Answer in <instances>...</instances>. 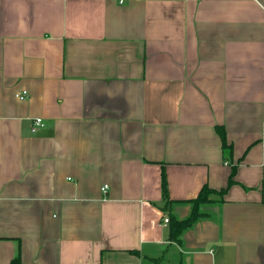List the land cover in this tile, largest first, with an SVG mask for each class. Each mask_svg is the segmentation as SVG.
I'll return each instance as SVG.
<instances>
[{"label":"crops","instance_id":"obj_1","mask_svg":"<svg viewBox=\"0 0 264 264\" xmlns=\"http://www.w3.org/2000/svg\"><path fill=\"white\" fill-rule=\"evenodd\" d=\"M17 257L264 264V0H0V264Z\"/></svg>","mask_w":264,"mask_h":264},{"label":"trees","instance_id":"obj_2","mask_svg":"<svg viewBox=\"0 0 264 264\" xmlns=\"http://www.w3.org/2000/svg\"><path fill=\"white\" fill-rule=\"evenodd\" d=\"M218 133L222 139L223 145L225 150L228 148L226 145V136H225V130L223 127H218ZM163 193L164 198H167V186H166V180L165 177H163ZM216 194V191L210 189L208 186H204L198 197L196 199H193L189 201V203L192 205V211L189 217L182 220L172 219L171 225H170V238L171 241L178 242L180 240V236L182 233L191 228L193 224L201 217H203V213L201 212V207L203 205H206L208 203H212L214 200L212 199V196ZM9 264H22V261L20 257L15 258L12 260Z\"/></svg>","mask_w":264,"mask_h":264},{"label":"built area","instance_id":"obj_3","mask_svg":"<svg viewBox=\"0 0 264 264\" xmlns=\"http://www.w3.org/2000/svg\"><path fill=\"white\" fill-rule=\"evenodd\" d=\"M17 98L20 100V101H25L27 98H28V93L27 92H23L21 94H19L17 96ZM45 127V124H44V121L42 118H36V119H33L32 121V128H31V132L32 133H37L39 129H42ZM108 190V186L105 185L103 188H102V191L103 192H106ZM165 224H168L169 223V219H165L164 220Z\"/></svg>","mask_w":264,"mask_h":264}]
</instances>
